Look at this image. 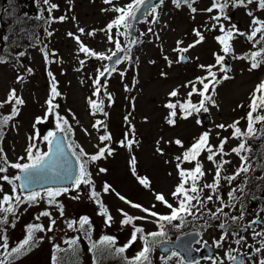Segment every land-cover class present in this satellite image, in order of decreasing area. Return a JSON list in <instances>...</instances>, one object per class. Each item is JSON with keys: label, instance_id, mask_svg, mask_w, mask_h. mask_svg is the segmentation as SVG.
Masks as SVG:
<instances>
[{"label": "rangeland", "instance_id": "obj_1", "mask_svg": "<svg viewBox=\"0 0 264 264\" xmlns=\"http://www.w3.org/2000/svg\"><path fill=\"white\" fill-rule=\"evenodd\" d=\"M5 1L0 0V25L1 19H9ZM130 1L112 0L109 4L105 0H49L48 5L57 6L54 11L58 19L48 26L52 33L44 36L45 46L30 53L24 69L14 62L0 63V119L13 114L18 107L17 116L8 121L7 138L0 145L4 151L0 156H6L8 162L7 171L0 173V177L9 178H0V201L4 195L15 197L19 194L22 199L25 197L19 180L15 179L19 169L10 165L29 162L26 149L30 144L46 151L47 142L43 137L58 130L57 116L68 118L67 137L74 148L83 146L90 154H97L100 148L106 146L111 149V154L106 152L89 171L90 184L81 183L78 188L66 187L68 191L55 197V203L51 205L47 202L45 190L36 202L25 201L17 205L13 200V212H0V218L6 221L0 224V236L6 238L8 244L7 250L0 248V259L7 258V264H70V256L75 257L71 247L73 250H78L77 247L80 249L79 254L72 258L73 264H117L116 255H120V264H185L180 254L162 257L158 250L162 238L150 246L152 255L148 254V260L152 257L151 263L147 260L137 261L144 243L141 242V233H136L134 242L131 240L132 234L137 227L146 230L153 228L156 218L140 208L132 207V204L153 209L159 214L169 213L170 210L158 202L155 195L162 193L176 206L179 199L171 193L182 182L179 172L184 165L193 167L197 162L204 171L203 177L197 181L202 188L200 196L203 200V207L198 205L200 210L196 212L198 220L213 216V226L217 220L221 221L226 212L230 213L231 218L242 217L235 221H244L246 226L248 220L260 217L264 220V215H261L264 208L261 211L257 207H250L249 203L234 196V190L240 192L243 187L242 173L234 180L225 179L239 170L243 164L241 156L246 154L242 151L237 155L232 151L239 146L240 139L233 135L234 129L229 126L238 122L236 126H241L242 131L246 128L251 98L258 94L257 86L264 78V63L251 69V53L264 48V41L260 40L259 34L251 41L247 35L234 34L230 41L233 52L225 54L217 39L232 25H236L240 33L250 34L252 20H264V10L258 8L256 0L247 7H233L230 4L223 14L215 8L207 11L216 0H190L191 7L183 3L177 7L174 0H164L156 12H150L145 22L141 23L135 43L129 45L127 36L121 35L125 29L113 28L109 32L107 25L118 14L114 8L124 7ZM191 8L196 11L193 12ZM249 11L253 13L252 16L248 15ZM62 16L65 19L61 21L59 18ZM215 16H221L219 22L212 19ZM225 16L230 19H225ZM220 25L224 26L225 32L220 31ZM80 29L84 32L81 33ZM197 31L204 36V40L198 44L195 43L199 39ZM109 35L113 41L119 40L125 51L124 57L111 72L108 60L90 57L80 51V44L83 43L97 53L112 55L116 48L115 43L108 40ZM76 37H79V41ZM179 41L183 43L178 44ZM192 44L195 46L187 52L174 51ZM217 54L225 56L224 66L227 61L231 62L230 71H221V65L217 64L215 58ZM182 55L189 59L181 61ZM210 65H215L212 71L216 73L217 82L209 86L207 94H210L211 100H204L208 111L201 109L186 115L181 105L191 102L199 106L204 99L200 95L203 91L200 78H206L204 82L209 83L212 78L208 75L207 66ZM104 68H108L112 75H107L104 82L96 84L95 81L101 77L99 72ZM23 75L25 78L21 79ZM225 76L229 78L224 79ZM53 84L60 97H52ZM13 90L16 97L24 101L23 104L18 105L15 100H10ZM173 91L177 92L176 96L171 95ZM99 97L103 98V110L96 113L91 105L100 100ZM49 99L58 105L52 112L48 110ZM169 103L175 104L176 108L167 107ZM173 111L176 112L174 117L170 115ZM207 114L211 118L205 122L204 116ZM38 118L40 123H37ZM169 119L174 123L170 124ZM97 122L101 123L93 127ZM44 123L50 124V128H45ZM219 125L225 127L220 128ZM203 132L209 133L208 145L213 152H219L218 145L227 138L224 154L209 160L210 153L205 149L196 163L190 161L182 164L177 157L182 158ZM102 135H110L111 139L102 142ZM30 137L34 139L30 140ZM177 140L182 143L177 144ZM129 141L132 142L130 147ZM216 159L228 163H224L220 169L218 186L213 191L203 188V185L216 182ZM102 168L105 171L101 172ZM145 177L150 181L147 188L139 182L140 178ZM14 185L17 187L15 191ZM105 185L110 186L107 192L104 191ZM93 191L99 194L101 191L103 208L97 206ZM208 195H212V201L206 199ZM121 196L125 199H120ZM221 207L222 213L218 212ZM44 212L50 215H42ZM125 213L133 218H148L133 219L125 224ZM108 216H111V220ZM85 217L88 223L81 227L80 222ZM35 225L42 226V230L33 232V240L25 246L23 254L9 255L11 249L19 247L27 239L29 227ZM213 229L212 234L216 233L213 238L219 239V244H222L220 249L223 250H261L264 244V240L257 243V234L262 235L264 224L248 230L239 244L236 243L239 229H233L231 233L234 234L226 243L219 238L223 229ZM212 234L205 233L204 239L210 241ZM169 235H172L170 240L174 239V233ZM104 237L113 238L114 243L106 244ZM3 242L0 240V243ZM121 247L125 249L122 253L117 251ZM220 259L223 260L222 257Z\"/></svg>", "mask_w": 264, "mask_h": 264}, {"label": "snow or ice", "instance_id": "obj_2", "mask_svg": "<svg viewBox=\"0 0 264 264\" xmlns=\"http://www.w3.org/2000/svg\"><path fill=\"white\" fill-rule=\"evenodd\" d=\"M149 0H132L131 3H128L124 7H116L114 8V11L119 13V15L107 25V30L110 32L113 28H121L123 27L125 29V32H121V35H128L127 30L131 27L130 21L136 19V14L142 6H144L146 3H148ZM254 0H216V2L213 4L212 8H208L207 11L211 12L213 11V8L218 9L221 14L224 13L225 8L231 6H244L247 7V5L252 4ZM45 4H49V0H44ZM105 3H112V0H105ZM160 3H163V0H160ZM174 3L176 4L177 7H179L182 3L187 4L189 7H191L190 0H174ZM257 6L259 9L264 10V0H256ZM57 6L55 4H50V8L54 9ZM193 12L196 11L195 8H191ZM151 13L156 12L155 6L151 7L150 9ZM249 16H252L253 13L251 11L248 12ZM225 19H230V17H224ZM61 21L65 19V17H60L59 18ZM215 21L219 22L221 19V16H215L212 17ZM251 31L250 34H245V33H240L239 29L237 28L236 25H232L231 29L225 32L224 26L220 25V31L225 32L224 35L217 37L219 43L223 46L222 51L227 54L232 52V46L230 44V41L233 39L234 34H239V35H247L248 40H253L258 34L260 37L261 41H264V20L256 19L254 18L252 20V23L250 25ZM81 33L84 32L83 29L79 30ZM151 31V29H149ZM69 35H72V33H69ZM90 35H95V33H90ZM196 35L199 37V39L195 43H200L204 40V36L200 34V32H196ZM109 41H112L115 43V48L116 51L112 52V55H105L103 53H97L93 51L92 49L86 47L83 43L80 44V51L83 53L87 54L90 57H96L97 59L100 60H109L111 61L114 56L117 55V52H122L124 49L121 47L120 41L115 40L113 41V37L109 35L108 37ZM77 41H79V37H76ZM132 43H135V41H132ZM183 43L182 41H179L178 44ZM195 44L188 45L187 47L184 48H177L174 49V51L177 52H187L190 47H194ZM127 58V57H126ZM216 62L217 64L221 65V71H225L224 67V60L225 56L223 55H216ZM180 59H184L183 56L180 57ZM116 63H119V60L117 59L115 61ZM83 63V61H81ZM261 63H264V48H262L260 51L252 52L251 53V69H255L260 66ZM200 67H205L204 65H201ZM215 67V65H210L207 66V71L209 77L212 79L209 81V83H205L204 80L206 78H200V83L203 85V91L200 92V95L204 97V99L200 102L199 106L191 104L189 102L188 104L181 105V107L184 109L186 115H191L192 112H199L201 109L204 111H208V109L205 107L204 100H211V96L206 95V93L209 90L210 84L216 83V73L212 71V68ZM113 71L115 69H112ZM108 68H104L103 71L99 72V75L103 77L106 72H108ZM229 77L225 76L224 79H228ZM54 79V78H53ZM96 84H100V80L95 81ZM256 92L259 93V95H254L252 102L250 104V111L248 113L247 119H248V126L247 130L245 132H242V130L236 126V123L230 125L229 127H232L234 129L233 135L236 138H239L241 136H247V137H255L257 133V129L255 128V123L256 122H262L264 123V114L262 115H253L254 113H258L261 110H264V82L259 84L257 86ZM51 94L52 97L54 98L55 96L59 95V93L56 91V86L55 84L52 85L51 88ZM98 94V91H97ZM172 96H176L177 92L173 91L171 93ZM10 100H15L16 104H23L24 101L20 98L16 97L15 90H13L10 94ZM48 103V110L49 112H52L54 108L58 107V105H54L52 102V99H49L47 101ZM214 103V102H213ZM92 108L96 110H102L100 104L92 102ZM170 109H175L176 105L169 103L167 105ZM15 112V110H14ZM172 117L176 115V112L173 111L170 114ZM12 119L11 116H6L3 118V120H0V125L7 124L8 121ZM41 120L40 118L37 119V123H40ZM168 122L170 124L174 123V120L169 119ZM101 122H97L96 125H93V127H98ZM68 126V121L66 119H63L62 117L57 116V128L60 132H65L66 128ZM218 127L224 128L225 125H219ZM30 140L34 139V137H30ZM43 139L47 142L48 149L47 151H41L35 144H30L28 148L26 149L27 152V160L29 162L27 163H12L10 166L14 169H19L24 175L23 178L20 176H16V180H22V183L20 184V188L28 190L34 182H36L38 177H41L46 174H54L58 175L59 173L57 172L58 168L66 169L67 168V161L66 159H63L64 157V149L62 147V139H58L57 135L55 132H49L47 136H44ZM111 137L110 135H102L100 137V140L107 141L110 140ZM208 139H209V133L205 132L201 135V137L198 139V141L192 145L191 149L186 151L183 154V160L184 161H192L196 160L201 151L207 149V151L210 153L208 156L209 160H214V157L218 154H224V144L227 142V138L221 141V143L218 145L219 152H213V149L211 146L208 145ZM131 141H129V147L131 146ZM177 144H180L181 142L179 140L176 141ZM71 147V145H69ZM251 151L250 148L246 149L245 143L239 144L238 147L233 148L232 151L235 152L237 155H240L242 151ZM2 149H0V153H2ZM108 153L109 155L111 154V149H109L107 146L102 147L99 149L98 153L96 155H92L90 157L91 160H98L101 159L102 157L105 156V153ZM72 155H75L77 160H79L82 156L86 155V153L81 150L79 154L73 152ZM21 159H24L23 157ZM177 159H181L180 157H177ZM241 160L243 161L242 166L239 168V170L230 177H226L225 179L228 180H234L236 176L240 175L241 172L247 173L250 170V165L248 164V158L247 156H241ZM224 163H228V161H223L221 163L217 164V172L215 175L216 182L212 184H205L203 185V188H208L213 191L218 186L219 182V177H220V169L223 167ZM132 164H135V158L132 159ZM7 158L6 156H0V173L6 172L7 171ZM179 167V165L177 166ZM101 172L105 171V169H100ZM179 175L183 178L182 182L178 184L174 191L171 193V195L174 198H178L179 202L176 206H173L172 203H170L165 196L162 193H157L155 195V199L158 202H161L164 204L169 210V214L167 215H161L158 214L155 211H151L150 209L147 208H142L141 205L139 204H132V207L134 208H140L142 211L145 213H148L149 216L155 217L156 218V223L159 225V231H154L148 233L146 236L143 237L144 239V248L143 251L139 253V255L136 257L137 261H146L148 260V254L151 251L150 247V241L149 237L152 238V242L154 243L156 241L157 237H163L166 235L165 232V227L166 225H170L174 228H181L183 227V224L185 222L186 217L192 216L196 217V212L199 211L200 209L198 208V205L200 207H203V200L201 199L200 193L202 192V188L198 186L197 181L199 180L200 177L204 175V172L202 171V166L200 165L199 162H197L195 168L191 171H185L183 169L180 170ZM89 174L84 166V164H81L79 167V174L74 180L75 186L78 188L81 183L84 184H90L91 180L88 178ZM4 180H8L9 178L7 176L0 177ZM142 185H144L146 188L150 186V181L145 177V178H140L139 181ZM186 185H189L186 187ZM108 185H105L104 191L107 192L109 190ZM15 191V188L13 189ZM242 190V189H241ZM68 189H47L46 190V196L48 197V204H54L55 203V197L61 195L63 192H67ZM93 197H97V203H99L98 199V194L93 191L92 192ZM231 196L232 193H229ZM38 198H41V193L37 191H28L27 195L25 197H21V195L17 194L15 197L12 195H4L2 197V201H0V205H7V207L0 206V212H13L14 207H13V200H15V203L18 205L20 203H23L25 201L28 202H36ZM120 199L124 200V197H120ZM208 201H212L213 197L212 195H208L206 197ZM233 199L235 197L233 196ZM195 201L196 203H193ZM128 203H131L130 201H127ZM226 207L231 206V205H225ZM195 210V211H194ZM218 212H223V207L218 209ZM106 214V210H105ZM44 216H49V212H44L42 213ZM125 219L123 223L128 224L133 221V219H147L148 217H131L128 216L127 213L124 214ZM215 215V213H213ZM108 219L111 220V216H108ZM233 219H242V217H233ZM179 222V223H173V222ZM6 221L2 218H0V224L5 223ZM52 224L55 223L54 220L51 221ZM88 223L87 218H83L82 221L80 222V226L83 227L85 224ZM71 226V225H70ZM36 230H42V226L40 225H35V226H30L28 230V236L27 239H25L17 248L11 249V252L8 253L11 255V253H15L16 255H21L23 254V250L25 249V246L30 245V242L33 240V232ZM136 233H143V229L137 227L132 234L131 240L134 242L137 239ZM261 235V234H257ZM0 240H3V243H0V248L7 250L8 249V244L6 242V238L0 236ZM104 242L108 245H111L114 243L113 238L111 237H104ZM240 240H237L236 243H240ZM71 243H75V241H71ZM124 248L121 247L117 251L119 252H124ZM259 252L260 249H257ZM173 256L178 255V253L173 252ZM229 259L235 260L236 257L234 256H229ZM0 264H7V258L5 259H0ZM240 264H243V261L240 262ZM260 264H264V260L260 261Z\"/></svg>", "mask_w": 264, "mask_h": 264}, {"label": "trees", "instance_id": "obj_3", "mask_svg": "<svg viewBox=\"0 0 264 264\" xmlns=\"http://www.w3.org/2000/svg\"><path fill=\"white\" fill-rule=\"evenodd\" d=\"M5 5L7 6V10L9 14L7 18L9 19L8 21H6L5 17L1 19L0 63H2L3 61L6 62L10 61V62H14L19 68L21 67L23 68V66L26 65L27 57L30 56V53L33 52L34 49L43 48L45 46L44 36H46L50 31L52 32V30L50 29L48 30V26L50 27V25L53 24L54 21L58 19V16H56L54 11V9L56 8L49 10L50 5L45 4L44 0H6ZM23 78H25V75L21 76V79ZM257 95H259V93ZM57 97L60 96L57 95ZM98 99L100 100L98 101L96 100L94 102L100 104L102 109L103 98L99 97ZM93 110H95L96 113L101 112V110H96V109ZM17 111H18V107L15 108V112L10 116L12 118L16 117ZM262 114H264V110H261L258 113H254L253 115L255 116ZM65 119L68 121V118L66 116ZM0 120H3V118ZM9 126H10L9 122L7 124L0 125V145L7 138ZM247 126H248V119H246V128L242 132H245L247 130ZM254 126L257 129V133L255 137L241 136L238 138L240 139L239 144L245 143L246 149L250 148L251 151L245 150L246 154L244 156H247L248 158V164L250 165V170L247 173L241 172L242 173L241 176L243 177L242 180L243 187H242V191H240L241 194L240 192L235 191V196L240 195L237 198H239L241 201L244 200L246 203L249 204L260 203L263 205L264 204L263 202L264 200V123L256 122ZM65 132L66 134L69 133L68 128H66ZM72 145L73 144L71 143V146ZM73 149L77 154H79L81 150H83V152L86 153V155L80 158V161L82 164H84L87 172L89 173V171L92 169L93 166H95V164L98 161V160H91L90 157L96 154L95 153L90 154L89 151H87V149H85V147L83 146L79 149L73 147ZM2 154H4V151L2 152ZM198 157L196 160H198ZM196 160H192V161L195 162ZM181 161L183 164L188 162L183 160V156L181 158ZM216 162L218 164L221 163L222 160L216 159ZM195 166L190 167L184 165V169L186 171H191L195 168ZM15 187L16 185H14V188ZM96 193L98 194L99 201L102 202L101 191L100 194L97 191ZM96 201H97V197H96ZM167 214L169 213L165 212L161 215H167ZM229 214H230L229 212H226L223 218L221 219L222 226L225 229H227L228 232L231 230L233 231V228H235L237 225V222L233 218H231ZM129 216L132 217V215ZM213 218H214L213 216L206 217L205 219L202 220L201 226L203 228L208 227L209 225H211V221L213 220ZM173 223H179V222L177 221ZM194 226L195 224L192 221V219L186 217L183 227L174 228L170 225H166L165 227L166 235L163 237H157L156 240L159 241L160 238L163 239L169 237L170 233L176 234ZM142 229H143V233H141L140 236H142L143 238L150 232L159 231V225L155 223V226L149 230H146L145 228ZM149 241L151 246L153 244L151 237H149ZM77 249L78 250L75 249L72 251L73 253H75V257L80 252V249L78 247ZM116 256H117L116 262L117 264H120L118 263V257L120 255H116ZM75 257L70 256V260H69L70 264H73L71 263L73 262L72 258ZM126 259L127 258L125 256L124 260Z\"/></svg>", "mask_w": 264, "mask_h": 264}, {"label": "water", "instance_id": "obj_4", "mask_svg": "<svg viewBox=\"0 0 264 264\" xmlns=\"http://www.w3.org/2000/svg\"><path fill=\"white\" fill-rule=\"evenodd\" d=\"M160 0H149L148 3H146L140 11L136 14V19L133 20V23L131 25L130 31L131 34L135 33L136 31V24L138 21L142 20L145 16V12L149 11V8L151 5H156V3ZM119 55H116L114 58H118ZM114 61V60H112ZM57 138L62 139V147L64 149V157L63 159H66L67 161V168L62 169L58 168L57 172L58 175L54 174H46L41 177H38L36 182L31 184L30 188L28 190L22 189L23 192L27 193L28 191H36V190H42L46 188H52V187H68L70 185L74 184L75 178L79 174V167L80 162L77 160L75 155H72L73 151L71 150V147H69L68 139L64 132H60L59 130L56 132ZM23 173L20 171L19 176L23 178ZM22 183V180H20V184ZM199 233L196 231H190L187 232L179 237H177L174 241H164L159 244V248L161 251H163L165 254L172 250H176L178 247L186 250L189 253V250L193 252V245L199 241ZM178 250V249H177ZM195 250V249H194Z\"/></svg>", "mask_w": 264, "mask_h": 264}, {"label": "flooded vegetation", "instance_id": "obj_5", "mask_svg": "<svg viewBox=\"0 0 264 264\" xmlns=\"http://www.w3.org/2000/svg\"><path fill=\"white\" fill-rule=\"evenodd\" d=\"M114 66L115 65H113L110 68V70L114 69ZM108 74H109V71H108ZM250 205L258 208L257 203L250 204ZM257 225H261V224H259V222H254V219L248 220L247 226L243 225L242 228L239 229L240 238L242 239L243 236H246L248 230H254ZM263 237H264V231H262V235H259V239L257 240V243H259V241L261 243V240H264L262 239ZM213 246L216 247L215 252L212 255L205 256L199 262L187 261L181 255H180V258L182 262H184L185 264H238L239 260L240 262L243 261V264H260V261L264 260V244L261 247L262 249L259 252L257 250H253L252 248H249L247 250H242V251H236V252L219 249L215 245L214 240H213ZM198 247L200 248L201 245H199ZM230 255L236 257V259L235 260L229 259ZM221 257L223 260L220 259Z\"/></svg>", "mask_w": 264, "mask_h": 264}, {"label": "bare ground", "instance_id": "obj_6", "mask_svg": "<svg viewBox=\"0 0 264 264\" xmlns=\"http://www.w3.org/2000/svg\"><path fill=\"white\" fill-rule=\"evenodd\" d=\"M153 5H151V7H152ZM151 11H150V9H149V13H150ZM181 253H183V254H186L187 256H189V254H188V252L186 251V250H184V249H182V248H180V247H178L177 248Z\"/></svg>", "mask_w": 264, "mask_h": 264}]
</instances>
